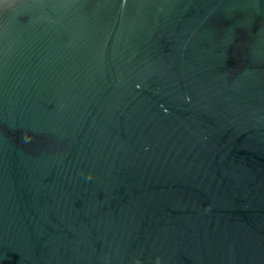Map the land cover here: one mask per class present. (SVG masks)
<instances>
[{
  "label": "water",
  "instance_id": "obj_1",
  "mask_svg": "<svg viewBox=\"0 0 264 264\" xmlns=\"http://www.w3.org/2000/svg\"><path fill=\"white\" fill-rule=\"evenodd\" d=\"M0 264H264V0H0Z\"/></svg>",
  "mask_w": 264,
  "mask_h": 264
}]
</instances>
